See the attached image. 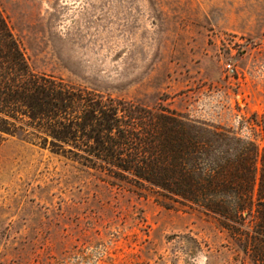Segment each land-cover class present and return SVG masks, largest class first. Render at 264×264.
Listing matches in <instances>:
<instances>
[{
	"label": "rangeland",
	"instance_id": "obj_1",
	"mask_svg": "<svg viewBox=\"0 0 264 264\" xmlns=\"http://www.w3.org/2000/svg\"><path fill=\"white\" fill-rule=\"evenodd\" d=\"M31 68L264 148V0H0ZM230 64V68H227ZM0 264H251L215 218L17 136Z\"/></svg>",
	"mask_w": 264,
	"mask_h": 264
},
{
	"label": "trees",
	"instance_id": "obj_2",
	"mask_svg": "<svg viewBox=\"0 0 264 264\" xmlns=\"http://www.w3.org/2000/svg\"><path fill=\"white\" fill-rule=\"evenodd\" d=\"M8 136L197 209L264 264V148L165 106L34 71L0 8V142Z\"/></svg>",
	"mask_w": 264,
	"mask_h": 264
},
{
	"label": "built area",
	"instance_id": "obj_3",
	"mask_svg": "<svg viewBox=\"0 0 264 264\" xmlns=\"http://www.w3.org/2000/svg\"><path fill=\"white\" fill-rule=\"evenodd\" d=\"M226 66H227V68H230V64H227Z\"/></svg>",
	"mask_w": 264,
	"mask_h": 264
}]
</instances>
